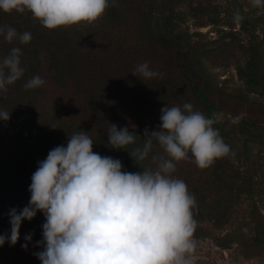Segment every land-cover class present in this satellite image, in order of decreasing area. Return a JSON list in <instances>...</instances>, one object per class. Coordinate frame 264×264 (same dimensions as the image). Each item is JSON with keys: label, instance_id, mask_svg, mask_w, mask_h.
<instances>
[{"label": "trees", "instance_id": "trees-1", "mask_svg": "<svg viewBox=\"0 0 264 264\" xmlns=\"http://www.w3.org/2000/svg\"><path fill=\"white\" fill-rule=\"evenodd\" d=\"M112 4L113 0H109L103 17L92 25L56 30L45 29L28 12L0 11V26H10L18 33L30 32L32 36L28 44L22 45L18 40L8 43L10 49L20 48L26 63L22 66V84L10 85L6 93H0V110L10 113L8 121L0 120V133L15 126V119L19 118L11 102L23 97L35 117L26 121L28 125L32 121L52 122L56 133L62 134V140L36 155L25 169L27 174L37 170L50 150L66 147L69 135L79 131L90 133L93 152L113 159L122 157L128 172L139 173L145 168L155 169L151 157L163 155L154 142L153 152L145 161H135L130 156L134 147L143 144L145 129L151 133L160 128L162 108L191 103L194 110L216 121L214 127L231 150L203 170L189 154V159L179 162L172 173L186 183L196 198L194 239L207 238L209 230L201 224H208L213 230L223 229L230 221L237 197H251L254 178L263 173L255 160L247 166V161L238 157L231 136L225 132V123L216 117L229 116L234 120V132L264 146V103H255L248 97L256 94L264 100L263 52L258 44L248 45V59L235 66L244 88L224 91L211 82L200 59L214 60L213 53L222 50L221 46L204 49L192 38L193 34L203 36L201 33L180 29L185 18H191L198 28L219 25L210 0H115V6ZM238 20L242 30L248 31L244 18L239 16ZM144 62L162 75L152 79L134 76L136 67ZM34 76H39L44 84L25 90V83ZM111 124L134 132L136 143L125 150L109 147L107 129ZM30 197L0 184V235H10V210L19 212L29 206ZM263 218L258 203L253 201L244 225L251 235L234 228L226 236L213 237L216 246L229 249L235 243L245 248L246 256L262 254ZM45 222L41 212L31 221H22L17 243L12 245L6 240L0 246V264H41L36 253L43 250L38 242L43 240ZM26 235H31L30 242L25 240ZM26 243L27 248L22 247Z\"/></svg>", "mask_w": 264, "mask_h": 264}, {"label": "clouds", "instance_id": "clouds-1", "mask_svg": "<svg viewBox=\"0 0 264 264\" xmlns=\"http://www.w3.org/2000/svg\"><path fill=\"white\" fill-rule=\"evenodd\" d=\"M264 7V0H252ZM112 6H115L113 0ZM109 0H0L4 13L28 12L45 29L92 25L103 17ZM7 43H30V32L18 33L0 26ZM21 50L13 47L0 60V93L20 80ZM152 79L161 73L147 62L138 65L134 76ZM44 84L39 76L30 78L25 90ZM10 113L0 110V120ZM158 130L145 129L143 144L129 153L135 161H145L153 152L154 142L163 155L151 158L155 169L139 173L122 171L119 160L93 152V139L84 131L69 135L67 146H57L38 163L31 177L29 206L19 212L10 210V235H0L15 245L22 221H31L41 212L42 251L36 253L41 264H193L197 243V222L193 216L196 198L186 183L174 178L176 165L189 159L203 170L217 159L230 154V147L214 127L216 121L194 110L191 103L161 109ZM108 144L125 150L136 143L137 135L127 127L107 129ZM25 240L31 241V235ZM27 248V243L22 245Z\"/></svg>", "mask_w": 264, "mask_h": 264}, {"label": "rangeland", "instance_id": "rangeland-1", "mask_svg": "<svg viewBox=\"0 0 264 264\" xmlns=\"http://www.w3.org/2000/svg\"><path fill=\"white\" fill-rule=\"evenodd\" d=\"M210 4L215 14L219 16V25L198 28L194 26L191 18H185L180 29L190 34L201 33L203 36L193 34L192 38L204 49L215 50L221 46L222 50L213 53L214 60L200 57L204 71L214 85L230 92L243 89L235 66L243 65L248 59L249 55L245 48L250 44H258L264 57V7L253 6L252 0H210ZM239 16L246 21L248 31L242 30ZM86 26L88 25L81 27ZM10 51L9 44L0 37V60ZM25 63L26 61L21 58V67ZM16 83L22 84V78ZM19 94L23 95L22 92ZM248 97L255 103H264V100L256 94H249ZM23 99L19 97L14 101L11 100V105L14 111H17L19 119H15V126L9 131L0 133V184L31 195L29 187L33 174H27L25 169H28L29 163L45 147L57 143L59 139L62 140V134L56 133L57 129L52 122L32 121L28 125L26 121H31L35 117L32 116L29 106ZM216 117L225 123V132L231 136L230 141L238 157L242 161H247V166L251 164L250 161L255 160L263 173L260 178H254V191L251 197L248 194L237 197L231 209L230 221L223 229L213 230L208 224H201L203 229L209 230V237L195 239L197 247L193 264H264V252L257 256H246L245 248L239 244L234 243L229 249H221L213 240V237L226 236V233L232 232L234 228L242 229L246 235L250 236L251 233L244 228V225L246 214L253 201L258 203L264 216V146L251 142L247 136H242L238 131L234 132V120L229 116L225 117L221 114ZM116 159L121 162L122 171L128 172L122 157H116ZM240 164L236 162V165L242 167Z\"/></svg>", "mask_w": 264, "mask_h": 264}]
</instances>
